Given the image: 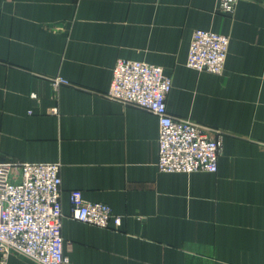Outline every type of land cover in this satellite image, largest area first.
I'll use <instances>...</instances> for the list:
<instances>
[{"label": "crops", "instance_id": "0c3cea01", "mask_svg": "<svg viewBox=\"0 0 264 264\" xmlns=\"http://www.w3.org/2000/svg\"><path fill=\"white\" fill-rule=\"evenodd\" d=\"M218 3L0 0V160L60 162L69 264H264V0ZM195 28L228 36L222 72L186 64ZM117 58L170 76L169 115L221 139L215 171L158 169L156 115L106 94ZM71 189L119 226L73 219Z\"/></svg>", "mask_w": 264, "mask_h": 264}, {"label": "built area", "instance_id": "2783aa9c", "mask_svg": "<svg viewBox=\"0 0 264 264\" xmlns=\"http://www.w3.org/2000/svg\"><path fill=\"white\" fill-rule=\"evenodd\" d=\"M237 0H219V8L233 11ZM229 38L202 28L191 32L186 64L196 70L220 73ZM53 88L66 80L48 78ZM171 78L160 65L142 60L117 58L106 94L153 112L158 121L156 166L162 171H215L221 149L220 137L210 136L189 119L169 115L167 96ZM33 96L35 94L32 93ZM59 161L0 160V261L21 253L39 264H69L62 235ZM69 215L98 227L117 228L121 217L98 200L85 198L79 189L68 194Z\"/></svg>", "mask_w": 264, "mask_h": 264}]
</instances>
